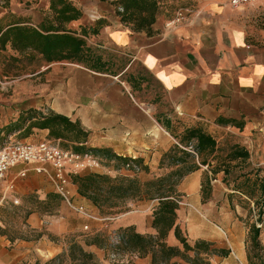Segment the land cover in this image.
I'll use <instances>...</instances> for the list:
<instances>
[{
  "label": "crops",
  "instance_id": "crops-1",
  "mask_svg": "<svg viewBox=\"0 0 264 264\" xmlns=\"http://www.w3.org/2000/svg\"><path fill=\"white\" fill-rule=\"evenodd\" d=\"M52 1L10 0L8 6L0 1V37L13 26L38 30L48 26L54 18ZM70 1L81 10L82 17L65 25V29L83 37L99 55L120 52L127 57L125 67L113 72L112 65L104 58L112 67V75H109L94 72L83 64L42 61L44 66L34 75L50 70L54 73L52 77L60 76L56 100L44 83L19 84L11 93L0 90V139L38 142L29 140L40 133L62 148L77 152L70 138L51 139L48 130L33 129L28 133L25 131L28 124L15 133L2 131L29 109L44 114L54 112L78 122L89 133L87 149L107 148L117 156L137 160L141 167L139 173L122 167L116 170L112 163L100 158L102 166L93 172L134 177L152 176L160 171L163 156L179 145L183 132L202 128L217 141L216 155L222 156V141L227 139L233 140L231 146L239 145L249 152L246 161L233 162L231 171L235 177L223 171L215 176L212 197L219 189L222 198L232 194L253 203L252 199L259 193L264 199V1L234 8L230 0H163L164 13L153 26L151 35L134 32L122 24L109 2L87 0L85 5L84 0ZM179 9L188 12V17L172 24ZM82 30L87 36L81 35ZM30 54L20 55L8 44L6 50L0 51V59L24 58ZM135 63L140 64L160 88L157 104L145 103L140 98L145 81L132 73ZM127 74L129 82L123 79L128 78ZM133 82L135 88L130 85ZM145 106L153 109L148 111ZM85 152L88 150L78 153ZM210 161L211 167L201 166L178 187L181 193L192 194L196 203L201 199L202 176L208 173L212 177L210 170L216 166L218 158ZM33 166L20 164L11 170L9 179L24 170L28 173L17 181L9 198L37 193L44 199L55 194L49 178L34 172ZM73 189L75 203L99 213L92 202L80 196L77 186ZM131 207L133 209L117 219L118 227L136 226L139 233H155L151 227L154 203L145 201ZM238 209L241 210L240 206ZM200 212L205 219L212 218L213 203L205 207V214ZM148 216L151 222L146 229L139 222ZM230 220L232 216L225 214L221 226L226 228ZM197 221L195 217L190 219V223ZM27 224L30 230L46 228L56 237L80 230L81 224H89L96 232L103 227L73 213L62 202L57 215L44 219L33 213ZM246 235L239 219L227 245L222 242L220 233L212 230L217 246L229 251L226 257L215 256L213 264H264V247L259 245L250 251ZM39 245L46 255H54L62 249V245L48 241L46 235L40 238ZM91 251L104 262L102 250L91 248ZM145 260L150 264L149 259Z\"/></svg>",
  "mask_w": 264,
  "mask_h": 264
},
{
  "label": "trees",
  "instance_id": "trees-1",
  "mask_svg": "<svg viewBox=\"0 0 264 264\" xmlns=\"http://www.w3.org/2000/svg\"><path fill=\"white\" fill-rule=\"evenodd\" d=\"M0 1L4 3L3 6L10 3V0ZM101 1L113 5L120 22L137 33L145 32L151 35L153 26L164 13L163 0ZM51 9L54 12L53 22L40 30L29 26L8 28L0 37V51L6 50L10 44L12 50L20 55L31 52L28 57L13 58L17 62L40 57L41 61L48 64L58 62L83 64L94 72L112 75L111 65L94 52L83 37L65 29V25L82 17L81 10L70 0H53ZM81 35L87 36L85 30H82ZM27 124L25 131L28 133L33 129L48 130L51 139L70 138V141L75 143V151L88 150L107 163H112L116 170L129 163L140 167L137 160L117 156L110 149H87L85 143L89 133L84 131L78 122L74 123L54 112L44 114L29 109L23 112L15 123L6 126L2 131L7 134L15 133ZM189 147H192L195 154L186 150ZM217 147V141L211 134L202 128H189L181 135L179 145L163 156L160 168L169 171L164 176L143 181L138 176L112 177L93 171L73 175L72 181L77 186L80 196L92 202L104 219L119 218L120 215L129 212V203L157 202L151 222L155 234L139 233L134 226L121 227L115 233L117 240H114L105 232H96L88 235L82 243L71 242L63 253L54 258L44 263L36 261L34 264H103L91 248L105 251L106 258L110 253L131 255L138 259H149L150 264H213L212 259L215 256L226 257L229 251L210 241L199 239L191 245L178 221L183 197L178 187L185 177L201 169V166L211 167L210 160L218 158L216 166L210 170L212 177L206 173L207 180L202 181V201L206 203L211 197V181L215 176L222 171L225 175H233L230 164L237 160L244 162L249 158V152L239 145L231 146L225 158L216 155ZM51 200L60 207L61 199L57 194H49L47 200L39 204L49 207ZM33 213L36 211L29 210L26 216L29 217ZM172 233L179 245L168 243V237ZM252 233L253 248L257 249L260 245L257 241L260 229L255 225L252 227ZM42 236L43 233L39 238ZM128 264L136 263L130 261Z\"/></svg>",
  "mask_w": 264,
  "mask_h": 264
},
{
  "label": "rangeland",
  "instance_id": "rangeland-1",
  "mask_svg": "<svg viewBox=\"0 0 264 264\" xmlns=\"http://www.w3.org/2000/svg\"><path fill=\"white\" fill-rule=\"evenodd\" d=\"M87 2V0H84L85 5H87ZM100 54L112 65L113 72L121 71V69L126 65L124 58L127 57L122 55L120 52H101ZM41 66H44V64L39 58H35L34 60L26 58L25 60L19 62L14 61L13 59H0V90L2 92L11 93L16 88L15 86L19 84L23 86L25 83L33 85L44 83L49 89H51L50 95L52 96V99L56 100L58 95L57 90L60 89V76L52 77L54 73L50 72V70L44 72L43 74L34 75L41 70ZM131 70L137 78L143 79L145 81L142 84L143 87L141 89L140 98L145 103L151 105L157 104L159 101L157 97L161 95V92L155 81L138 63H135ZM126 76L128 78L124 77V81H131L128 74ZM130 85L135 88V82L130 83ZM145 108L148 111L153 109L152 106H145ZM39 134L40 133H36V135L29 141H39L43 139L50 140L49 138L42 137ZM14 140L18 141L20 138ZM3 142H5V140L1 138L0 144ZM232 143L233 140L229 139H227L225 142L222 141V158H225L230 152ZM230 165L234 166V163ZM168 172V170L161 168L160 171H157L152 176L143 175L138 177L141 180L146 181L164 176ZM205 175L206 174L204 173L202 176V181L207 180ZM235 175L236 174L233 173L231 177H235ZM213 188L214 187L212 186V193ZM232 189L230 188V190ZM182 194L183 197L180 204V210L178 212V221L181 225L183 233L187 236L191 245H193L194 242L199 239L210 241L217 245L216 238L211 236L212 230L219 232L222 242L227 245L229 236L231 233H234V224H236L237 220L239 219L243 230L246 231V246L250 248V251L253 250L252 248L254 246V242L252 240V227L255 225L260 229L257 241L261 247H264V238H262V235L264 234V199L259 196V193L255 194V198L252 199L253 203L245 199H240L236 197V195L232 194H230L227 198L226 196L222 198V190L219 189H216L215 196L212 197L211 194L210 199L206 203H203L202 201V192H200V203L194 202L192 194H187L184 192ZM2 196L3 188H0V264H34L36 261H41L44 263L63 253L71 242L76 241L82 243L88 235L96 233V231L91 226L90 230L85 231L83 224H81L80 230L64 234L61 237L53 236L48 231H46V228H44L42 231L30 230L27 224L28 217L26 216V212L29 210H35L36 213L44 219L52 217L58 214L59 207L57 206V203L51 200L49 207L42 206L39 204V202L46 201L47 197L42 199L37 193H30L18 197L19 203L17 204L12 200H7L1 203ZM210 202L213 203L212 218L207 217L208 219H205V217L200 214V211L205 214L204 209ZM153 203L155 206L157 205V202ZM131 205H136V203H129V208L133 209ZM238 206H240L241 210L238 209ZM134 211L137 210L135 209ZM225 214L232 216V220H230V223L226 228L221 226L222 218ZM194 217L198 221L190 223V219ZM151 218H149V216L142 217L139 225L147 229L150 227ZM116 222L117 220L111 222H98L103 225L101 231L99 232H105L111 235L114 240H117L115 233L121 227H118L119 223ZM203 222H205L207 225ZM215 225L222 228V230L217 229ZM134 227L137 230V227ZM41 233L46 235L48 241L62 245V249L54 255L44 254L42 248L39 245V237ZM168 243L170 245H179L173 233L168 237ZM101 254H104L103 256L105 258L103 264H128L130 261L135 262L136 264H149V262H147L145 259H138L131 255L124 256L110 253L108 254V258H106V253L103 250ZM251 255L253 257L254 253L252 252ZM252 259L254 262L258 263V260L254 258Z\"/></svg>",
  "mask_w": 264,
  "mask_h": 264
},
{
  "label": "built area",
  "instance_id": "built-area-1",
  "mask_svg": "<svg viewBox=\"0 0 264 264\" xmlns=\"http://www.w3.org/2000/svg\"><path fill=\"white\" fill-rule=\"evenodd\" d=\"M264 0H230V5L234 8L256 4ZM188 12L179 9L176 12L172 24L185 21ZM195 154L192 147L186 149ZM20 164H31L33 171L37 174H45L61 202L66 205L73 213L82 216L90 222L115 221L118 218L104 219L99 213L93 212L84 205L75 203L74 183L72 176L86 171H94L102 166L101 159L92 152L78 153L64 149L59 144L41 140L38 142H20L12 139L6 140L0 145V188H3V200H12L19 203L18 198H9V193L16 189L17 181L27 176L28 170L19 172L9 179V174L13 168ZM124 170L135 173L141 172V167L132 163L124 165ZM84 230H90V225L86 224Z\"/></svg>",
  "mask_w": 264,
  "mask_h": 264
}]
</instances>
